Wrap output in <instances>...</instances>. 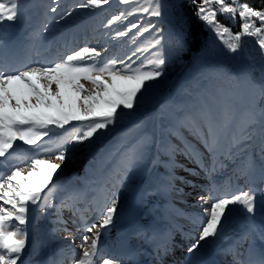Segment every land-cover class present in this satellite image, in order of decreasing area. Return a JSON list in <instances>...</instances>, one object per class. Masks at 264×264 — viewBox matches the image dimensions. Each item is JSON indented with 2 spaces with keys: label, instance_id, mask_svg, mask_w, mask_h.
<instances>
[{
  "label": "snow or ice",
  "instance_id": "6c2138e0",
  "mask_svg": "<svg viewBox=\"0 0 264 264\" xmlns=\"http://www.w3.org/2000/svg\"><path fill=\"white\" fill-rule=\"evenodd\" d=\"M121 2L128 3V0ZM192 2L196 3V0ZM107 4L109 0H82L76 9L59 15L55 22L71 17L75 10L102 8ZM53 5H57V0H53ZM23 7V0H0V169H3L0 171V264H18V261L20 264H30V261L21 260V254L28 246L29 206H38L41 214L53 206L50 196L57 187V184L52 183L54 173L61 169L66 160L73 159L80 146L88 147L93 143V138L100 139L110 130V126L118 124L126 114L139 106L146 95L157 89L166 74V65L171 64L174 56L178 57L185 48V36L179 29L165 33L164 29L150 25L145 26L140 34L155 29L152 38L143 47L137 48L136 52L155 51L136 67H133L136 60L132 59L136 52L118 62L114 57L102 58L106 47L98 50L97 47L88 46L64 54L61 60L12 67L3 38V21L20 20L24 16ZM163 7L167 10L170 5L164 4ZM196 7L197 17L206 22V27L222 42L234 62H241L246 55V41L242 38H256L261 63L259 77L234 74L225 67L216 68L213 74L236 81L252 91L257 100L264 98V5L257 9L246 0H200ZM161 9V0H149L148 6H141L139 10L153 17H161ZM49 11L57 13V6H50ZM134 11L127 15H133ZM218 12L230 20L238 16L241 19L240 31L234 33L230 27L219 22ZM127 15L122 11L112 16L106 27L126 20ZM134 28H138L136 23H132L125 31H118L117 36H127ZM48 31V25H45L43 33ZM173 37L175 52L170 47ZM137 59L140 57L137 56ZM82 81L89 82L92 87H85ZM231 122L229 109L217 112L208 101L203 102L198 115L187 112L181 106L175 121L167 129V137H175L179 143L173 144L166 137L157 140L154 134L143 131L134 142L126 145L115 172L111 195L99 209L98 223H84L82 229L77 228L86 234L81 237L79 247L82 255L75 264H95L97 259L100 264H122L114 258H103L97 252L100 237L104 234L100 229L106 233L114 218L119 219L120 195L115 189L126 186L135 189L141 200L160 191L182 194L183 189L177 188L175 181L178 179L187 184L193 182L177 177L175 169L181 168L193 175L199 173L179 163L177 155L196 164L206 176L216 172L218 167H226L225 159L232 157L234 152L232 148L223 149L219 130L227 129ZM69 125L71 127H66ZM256 126H259L262 136L259 185H264V107L253 106L249 109L247 122L241 130L243 138L240 141L234 139L233 146L246 145L252 139ZM182 129L193 136L195 143L183 135ZM54 131L58 132L60 138L45 141L44 138ZM17 141L21 145H17ZM22 145L29 146L27 151L34 155L21 160L14 146L19 148ZM44 156L52 159H44ZM162 156L167 157L163 163L168 165L166 172L169 177L163 186L155 183L152 176ZM252 167L251 164L248 166L249 169ZM241 174L247 177L246 187L232 191L229 186L221 191L213 183L207 190V196L198 198L197 205L201 211L192 222L199 225V232L187 247L185 264H207L199 259V250L207 247L212 239L223 236L233 212L232 206L236 205L245 212L247 227L238 240L220 249V254L231 256V264H264V251H260L258 261L251 258L253 251L257 250V242L264 245V216L259 222L256 220L257 214L264 211V186H258L249 170H242ZM56 207L58 213L61 208H69L74 217L73 223L77 222L75 217L80 209L75 207L74 196L70 195ZM31 211L33 222H37V207ZM58 222L67 223L62 219ZM64 230L67 231V228ZM176 230L188 235L179 226ZM134 235L151 246V253L146 254L152 257L154 264H166V257L178 247L175 231L171 229L158 233L156 230L138 228ZM245 244L247 248L241 251ZM127 255L135 256L138 253L131 251Z\"/></svg>",
  "mask_w": 264,
  "mask_h": 264
},
{
  "label": "rangeland",
  "instance_id": "374dc122",
  "mask_svg": "<svg viewBox=\"0 0 264 264\" xmlns=\"http://www.w3.org/2000/svg\"><path fill=\"white\" fill-rule=\"evenodd\" d=\"M128 2L129 4L125 9L122 6H118L114 4L111 0H109V4L104 5L102 8L78 9L73 11V15L71 17H67L64 21H61L60 23L54 22L52 20V17L51 20L47 18L45 24L42 23V25H40L38 29L32 31L29 30L28 27L29 26L31 27L32 25H36L39 22H41L40 12L43 10V4H47L48 2L47 0H43V3L40 2L37 5V10H36L37 0H23L24 16L18 21H7V20L3 21V38L6 40V47L8 53L10 54L15 48V46L17 47L15 48L16 50L19 48V43H20L19 38L16 37L17 36L19 37L21 33L25 32L28 41L27 47H29L28 55L31 59L29 65L35 64L37 62L43 64L50 61L61 60L63 59V56L65 54L64 50L62 51L58 50L57 52H53V54L50 55V52L54 51L55 47H53L52 50L47 51L46 45H41L40 43L37 42V40L40 39L39 42H42V40L47 39V37L49 38V36H52L54 32H57V30L61 28H65L71 24L84 22L89 17H91L94 21L98 20L97 18L98 16L100 17V19H102L104 17L100 13L105 14L108 10L113 11V15H117L122 11L125 12V14L127 15L128 12L135 10L133 15H127L126 20L122 19L121 21H117L113 23L114 27L120 28L119 31H123L122 27H130L132 23H136V24L149 23L150 25V21L155 24L156 22H164L165 25L163 26L165 32H169V30L173 29L174 26L178 27L180 30L183 31L189 25L190 14H187V12L184 11L183 8L187 6L190 0H161L162 2L161 17H153L150 16L148 13L139 10L141 6L143 7L148 6L149 0H128ZM164 4L170 5V7L167 10H165L163 7ZM74 9H76V6ZM38 11L39 13L37 15ZM49 12L50 11H48V13ZM36 15L37 17L34 19L33 17H35ZM104 22H105L104 19L97 22L98 25L96 27L100 30L98 31L96 27L95 29H92L91 32L93 38L90 37L88 39V42L84 44L83 47L84 46L97 47L98 50H100L101 47H106L107 51L113 50L111 49L113 47L116 52L120 50L121 54L115 55V58L119 62L120 59L126 60L128 56H132L133 52H136L137 48L143 47L146 44V42L143 43L142 35L139 33L138 35L133 36V38H140L142 40V42L140 43L136 42L137 44L136 47L132 44L131 41L132 35L130 38H126L125 36L117 37L118 41H115L113 39L111 42L112 47L111 44L105 45L107 42L105 43L102 42L100 38V32L107 30V27L104 24ZM10 24H12L15 28L12 27ZM43 24L44 26L48 25L49 31L47 33H43V28H44ZM204 25L206 26V22H204ZM207 28L209 29V27ZM98 33H99V37L98 39H96V35ZM12 38L14 39V41ZM242 39L246 41V45H245L246 55L241 62L237 63L231 59V56L227 53V50L222 45V42H220L219 39L215 37L212 32L210 37V45L209 47H206V49L203 52L202 55L203 59L201 65L205 66V68L208 69L213 68L210 69V71L212 75H214L213 74L214 70L217 67L216 68L212 67L210 61L218 60L217 63L219 64L225 63L228 66H231L234 70H236V72L237 70L243 71V73L240 72L238 73V75L241 74L250 75L252 78L259 77L261 63H260V55L258 51L259 46L257 43H255L256 38L244 37ZM171 43L176 44L175 40H172ZM69 52L70 49L67 50V53ZM152 52H154L153 49H149L147 52L144 53L136 52V56H132V59L136 60V64H134L133 67L139 65L141 60H145L146 57H151ZM103 53L105 52H102L103 55L102 58L105 57ZM42 54L43 55L46 54V57H41ZM50 56L52 58L48 59ZM137 56L140 57V59H137ZM197 68L198 66H194L191 70L189 68L187 71L188 75L191 74L193 71H195ZM247 70H249L250 73H247ZM171 71L172 70L166 71L165 76L161 78L160 86L154 91L150 92L148 95H146L143 101L139 104V106L133 109L129 114H126L118 124H116L115 126H110V130L106 134L102 135L100 139L93 138V143L88 147L80 146L79 150L74 153L73 159L71 161L66 160L62 164L61 169H58L57 172L54 173L52 183L57 184V187L50 196L51 204L53 206L46 208L43 214H41L39 209H37L35 213V215L39 218L37 222H33L32 220L33 213L31 211L32 207L30 208L29 224L27 225V227L28 229H30L31 223H35L36 225L33 227L32 232L28 231V246H26L21 256L22 261L23 258L28 255L29 259L33 262V264H41V261L42 259H44L45 254L46 253L48 255L50 254V247H48L49 244L47 241L49 239L48 237L51 238V240L49 239V241L52 242V245L54 244V242H58L59 245L61 243V247L65 250V254L72 255L73 257H75V261L78 260L82 255V249H80L79 247L81 243V237L86 233H82L81 231H78L77 227L82 228L84 223L91 224L95 221L98 223L97 216L99 210H97V206H99V193L100 194L102 193V197H103L102 199L105 203L108 196H110L111 191L113 190L112 184L115 179V172L119 166V162L121 160V153L124 147L134 142L141 135L143 131H147L149 133L154 134L157 140H159L162 137H166L168 139H171V142L173 144L179 143V141L175 137H167L168 126L171 122L175 121L178 115V113L177 115L173 113V107H175V110L178 111V108L183 106L185 110L189 109L191 112H194V115H198L202 104L196 103V100L194 98L193 99L188 98L187 101H185L184 98H181V100L184 99L183 102L176 101L177 98L176 96L178 95V92L181 89L177 87L178 84L176 83L174 78L168 77ZM166 78H168L169 80H166ZM82 82L85 84V87L87 88L92 87V85L89 82L87 81H82ZM200 82L205 83V85L204 84L200 85ZM192 83L195 84V88L198 91V95L201 98L208 97V103H210L213 106L214 110L220 112L224 108L229 109L232 116L231 125L227 129L221 128L219 130L222 140V146L224 150L225 148L226 150L228 148H232L233 151L237 150L238 154H244L245 152V149L243 147L244 144L239 145L240 147L239 146L234 147L233 146L234 139L235 141L242 140L243 137L241 134V130L243 129V127L247 122L249 109L253 106L264 107V98L262 102L261 99L257 100L254 97L252 91L245 88L241 84H238L234 80L219 78L216 80L209 79L208 81L204 82L201 78L200 79L197 78ZM182 86L183 84H181V87ZM173 97H175L174 103L172 105H166L167 104L166 102H168ZM215 97L219 99V102L214 99ZM154 103H156V106H158V110L151 113L152 111L155 110V107L150 108L152 105H155ZM66 127H71V126L69 125ZM256 129H258V126H256ZM59 132H63V130H59ZM111 132L114 133L115 135L112 140H110L111 138L109 139L110 143L109 142L107 143V147H106L107 149L101 148L97 150L98 153H96L95 156L93 157L91 151L99 148V146H101L102 140L105 139L107 135ZM182 132L188 136L191 135L186 129H182ZM52 135H58V132L54 131L53 133H50V136ZM57 138L58 137H55V140ZM47 139L48 137L44 138L45 141ZM190 140L193 141V143H195L193 136L191 137ZM41 143H43V141ZM17 145H21V142L17 141ZM113 145H116L114 151L111 148V146ZM28 148L29 147L27 145H22L19 148L14 146V151L18 153V155L21 157L22 160L25 157L34 155L33 152L27 151ZM110 150H112V152ZM201 151L202 152L204 151L202 147H201ZM98 155L102 156L103 158L101 159ZM234 155L231 157L232 159L231 162L236 164L237 163L236 161H238L239 158L241 159L242 156L240 157V155H236V154ZM43 158L52 159V157L50 156H44ZM166 159L167 157L164 156L160 157L161 163L152 173L153 180L155 183L164 185L167 183L169 179L168 174L166 172V168L168 167V165L163 163V161H165ZM176 160L179 161V163L185 165L187 168L195 169L199 173L198 175H193L181 168H176L175 173L177 177H183L187 181H192L193 184L181 183L180 180L177 179L175 181V185L177 188L183 189V193L178 195L174 191L165 192V194L161 196V200L167 205V208L169 209L170 216H168L167 214L168 216L167 221L169 222L170 227H172L171 229L173 231H176L177 226L180 227L181 225L184 224L180 228H183L184 232L188 234L187 235L188 237L186 238L182 235L180 231H177L175 238V241L181 244L180 246L176 247L175 250L178 251L179 249H181L180 252L183 253L182 257H183V261L185 262L186 259L188 258L187 247L190 243L194 241L195 237L198 235L199 232V225L196 224L194 225L192 222L193 218L201 211L197 205L198 198L200 196H207L208 194L207 190L213 186V183L215 184V186L217 185L218 181L215 180L216 178H224L225 183H227L228 186H230V190L232 191L233 189L236 190L238 187H246L245 180L247 179V177L242 175L241 172L242 170H245L246 166H249L250 161L243 163L237 169L236 172H233L232 168L235 166V164L233 165L232 163H230V157H229L225 159L226 167L223 168L218 167V170L216 172L212 173L210 176H206L205 173L201 171L196 164L189 163V161L185 159L184 156L177 155ZM205 161L207 162V153H205ZM12 163H19V161H12ZM97 164L99 165V168L103 166V168L105 169L101 171L100 176L99 174H96L95 166ZM254 164L258 166V168L255 167ZM260 165H261V156H257L253 163V171L254 169L259 170ZM20 166H23L22 163H20ZM109 166L113 168V171L109 172L108 176L105 177V173L109 169ZM251 174L253 175V178L257 180L258 186H264V185H259V179H257L256 172H252ZM219 175H221V177ZM66 177H70V178L76 177V178L74 180H71ZM258 177H259V173H258ZM63 181L64 182L66 181L70 186L74 184L75 186L72 188V190L82 187V189L79 191L80 193L77 195L72 191H68ZM85 181H88L86 182L88 185H85L86 184L84 183ZM102 181H104V183ZM145 186H151V185L146 184ZM228 188L229 187L225 189ZM84 190L95 192V201L92 207L90 208L91 210L93 209L94 212L88 216H85L83 219H78L77 217H75L77 222L73 223L74 217L72 211H70L69 208H61L58 218L61 217V219H64V221H66L67 223L66 224L57 223L56 225L55 223L50 224V219H52L53 211L54 210L57 211L56 203H58L59 201L61 204L62 201H66V198L72 195L75 197V207L79 208L80 206L84 205V197H83ZM45 191L47 192V189H45ZM115 191H117L120 195V202L118 204V209L120 205L123 206L122 208L128 209L129 204L127 203V200L133 198V195L136 193V190L132 188H128L126 186L125 188H117L115 189ZM154 198L156 199L157 204L158 203L161 204L162 205L161 207L164 206V204L159 201L160 199L159 194L153 193L152 195L148 196L146 200H141L139 199L138 195H136L137 201L131 205L132 206L131 218L135 225L133 228L130 227L129 225L131 221L130 218L128 224V226L130 227V228L128 227L129 229H133V231H135L136 230L135 227L136 228L144 227L143 225L141 226V223L143 221L145 224L146 212L165 214L162 211L158 213L157 211L159 209L158 208L153 209L155 205H152L151 203L149 204V202ZM85 199L87 200V197ZM257 199H259V197H257ZM67 202L72 203L71 200H67ZM175 205H177L178 207L177 208L174 207ZM232 207H233V211L235 212H232L231 216L235 215L237 217L238 216L242 217L243 219L246 218L245 212L241 210V207L239 205ZM87 211L88 209L84 208L82 212H79L77 214H80L82 216L85 215ZM126 213L127 212L123 211L122 214L119 215V219L113 221V224L110 225L109 228L107 229L106 237L104 236V234L101 235V237L104 236L106 242L109 241L108 243H106L104 239H101L100 237V240H103L106 244H110V247L113 252L115 251L119 242V240L117 239V235L121 239L120 243L124 239V237L122 238L121 236L126 231L121 232L120 234L119 232L120 230L126 228V225L122 224V222L120 221V217L124 215L126 216ZM164 216L166 217V215ZM258 216L262 217L264 216V214L258 213ZM230 218L227 225L225 226V230L227 232L230 229L236 227L235 224L231 223ZM164 224H166V220ZM69 226H72L73 228L71 230L68 229L67 231H65L64 229ZM246 227H247V223H244L242 229H246ZM54 229H56V232H54ZM100 231L103 233L104 229H100ZM44 238L45 241H47V244L45 243ZM59 240L61 242H59ZM136 240L137 241L133 242V245L136 248H138L140 252H142L147 248L148 244H145L143 240L139 238H137ZM217 248L219 249L220 247ZM59 251L60 249H58V252ZM146 260L147 259H145L142 256L135 264H142ZM230 260H232V257L227 256L225 261L227 262V264H231ZM75 261L74 262L69 261V262L71 264H75ZM18 264H20L19 261ZM97 264H100V261H97ZM122 264H131V263H122Z\"/></svg>",
  "mask_w": 264,
  "mask_h": 264
},
{
  "label": "trees",
  "instance_id": "16d2710c",
  "mask_svg": "<svg viewBox=\"0 0 264 264\" xmlns=\"http://www.w3.org/2000/svg\"><path fill=\"white\" fill-rule=\"evenodd\" d=\"M51 1L53 2V0H51ZM111 1L118 6H122L124 9L127 7L129 2H131V1H129L128 3H122L121 0H111ZM81 2H82V0H57V5L61 6V8L73 10L75 8V6ZM199 2H200V0H196V3H193L192 0H190V2L187 4V6L185 8H183L184 11L187 12V14H190L189 25L186 27L185 30L182 31L176 26H174L173 29H171L168 26L172 30V32H175L177 29H179L180 31H182L184 33L185 48L182 52L179 53L178 57L174 56L171 64L166 65V71L172 70L168 77L174 78V80L178 84L177 87H179L181 89L178 92V95L176 96L177 97L176 101L183 102L184 99H185V101H187L188 98H192V99L194 98L196 100V103L203 104L204 101H208V97L201 98L198 95V91L195 88V84H193L192 82H194L197 78H199V79L201 78L204 82H206L209 79L216 80V79L223 78V77H217L215 75H212L210 69H213V68L208 69V68H205V66L201 65L202 59H203L202 55H203V52L206 49V47H209V45H210V37H211L212 32H210V30L204 25V21L201 20L200 18H198L196 15V11H197L196 4ZM241 2H244V0H241ZM246 2L251 3L257 9L261 8V6L264 5V0H246ZM100 14H102L104 18L100 19V17L98 16L97 17L98 20L92 22L93 25L91 24L93 28H95L98 25L97 24L98 21L103 20V19L105 21L104 24L107 25L108 20L111 19L112 16H114L113 11H111V10H108L105 14L104 13H100ZM217 20L219 22H221L222 24H225L228 27H230L234 33L237 31H240L241 19L238 16L235 20H230V19H226L224 14H221L218 12L217 13ZM137 25H138V28L132 29V31L129 32L127 36H125L126 38H130L132 35L131 41L135 47L137 46L136 42L140 43V42H142V40L140 38H133V36L138 35L145 26L156 25L157 28L164 29L163 25H165V24H164V22H156V24H155V23H152L150 21V25H149V23H146V24L142 23V24H137ZM126 29H127V27H122L123 31H125ZM97 30L99 31L100 29L97 28ZM119 30H120V28L114 27L113 24L111 26L107 27L106 31L100 32L101 41L104 43L107 42L105 45L111 44V47H112V43H111L112 40L114 39L115 41H118L117 37H119V36H117V32ZM154 31H155V29H151L150 32H145L142 34L143 43L147 42L148 40H150L152 38V32H154ZM165 33H169V32H165ZM97 37H99V33L97 34ZM172 40H175V38L173 37ZM117 46H118V44H117ZM170 47L173 50V52H175L176 44H173L170 42ZM111 49H114V48L112 47ZM153 51H155V49H153ZM117 54H121L120 50L117 51L114 55H117ZM217 61L218 60L210 61L212 67H214V68L225 67V68L230 69L231 72L234 74H238L240 72L243 73V71H240V70H237V72H236V70H234L231 66H228L225 63L219 64V63H217ZM194 66H198V68L195 71H193L191 74L188 75V73H187L188 69L190 68V70H191ZM247 73H250L249 70H247ZM224 79H226V78H224ZM166 80H169V79L166 78ZM181 84H183L182 87H181ZM201 84L205 85V83L200 82V85ZM203 88H204V86H203ZM184 96H186L187 98ZM174 98L175 97L171 98L168 102H166L167 103L166 105H172L174 103ZM181 98H184V99L181 100ZM214 99L219 102V99L217 97H215ZM262 100H263V98L261 99V102H262ZM154 104L155 105H152L150 107V108L155 107V110L152 111L151 113L158 110V106H156V103H154ZM161 105H163V104H161ZM173 111L177 115L178 111L175 110V107H173ZM186 111L191 112L189 109H187ZM191 113L194 114V112H191ZM255 133H256V131H255ZM255 133H254L253 137L255 136ZM108 135H107L108 140L110 138H111L110 140H112L114 138L115 134L111 132ZM259 135H260V137H259V140L256 144L258 153H260V148H261V143H262L261 133ZM249 147H250V141L246 142V145H244V148H249Z\"/></svg>",
  "mask_w": 264,
  "mask_h": 264
},
{
  "label": "bare ground",
  "instance_id": "6f19581e",
  "mask_svg": "<svg viewBox=\"0 0 264 264\" xmlns=\"http://www.w3.org/2000/svg\"><path fill=\"white\" fill-rule=\"evenodd\" d=\"M39 20V19H38ZM30 27V26H29ZM36 28H37V26H36ZM22 34V33H21ZM19 38V37H18ZM13 39V38H12ZM13 41H14V39H13ZM15 44V43H14ZM15 46V45H14ZM13 46V47H14ZM12 47V48H13ZM15 48H17L16 46H15ZM14 48V49H15ZM20 48V47H19ZM13 49V50H14ZM21 66V65H20ZM15 67V66H14ZM95 168H96V174H99V175H101V170H100V168H99V165L97 164L96 166H95ZM3 169H0V171H2ZM78 191V189H76L75 190V192H77ZM93 198V196H92V194L91 193H88L87 194V200H91ZM59 202V201H58ZM52 211V210H51ZM164 215H167V214H156V213H152V212H146V215H145V226L149 229V230H156L158 233H162V232H164V231H166V230H169V227H168V225L167 224H164V222H165V216ZM59 219H61V218H59ZM58 217L55 215H53L52 214V219L50 220V221H52V223L51 224H54V223H59L58 222ZM129 219H130V217H129V214L128 213H126V216L124 215V216H121L120 217V221L122 222V223H124V224H126V225H128L129 224ZM63 221H64V219H62ZM56 225V224H55ZM130 225V224H129ZM33 226L31 225L30 226V228H32ZM67 228V230L68 229H72V228H70V227H66ZM30 230V229H29ZM136 231V230H135ZM132 232H133V234H134V231H133V229H129V230H126V232L125 233H123V235L121 236L122 238L124 237V239L122 240V242L119 244V246L117 247V252L115 253L116 255H117V257L120 255V254H126L125 252L126 251H130L131 250V248H130V243H126L127 242V237H130V235H132ZM226 236V235H225ZM234 236H236V234H232V235H230V239H229V241L226 243V245L225 246H223L222 248H225L228 244H232L233 243V239H234ZM241 236V235H240ZM240 236H237L238 238L237 239H239V237ZM257 244H259V242H257ZM257 244H256V246H257ZM107 246H108V244H106L103 240H100V242H99V246H98V249H97V252L99 253V252H104V250L107 248ZM150 248H151V246H150ZM58 249H59V247H58V244H55L54 245V248L51 250L52 251V256L51 257H45L41 262L43 263V264H54V259L55 258H62V255L60 254V252H58ZM220 249H221V247H220ZM219 249V250H220ZM219 250H218V248L217 247H215V244H213V243H211V244H209L207 247H205L203 250H202V252H201V254H202V256H201V260H203L204 258H205V256L206 255H208V254H211V255H217L218 254V252H219ZM147 251V250H146ZM180 255V254H179ZM179 255H175L174 257H172V258H174V262H176V264H181V262H182V257L181 256H179ZM254 256H256V257H259V251H257V250H254L253 251V253H252V260L254 259ZM151 260V261H150ZM148 262H146V263H143V264H153V259L152 258H149V260H147ZM219 264V263H218Z\"/></svg>",
  "mask_w": 264,
  "mask_h": 264
}]
</instances>
